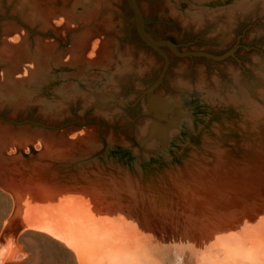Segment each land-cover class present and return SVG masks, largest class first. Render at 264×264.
Listing matches in <instances>:
<instances>
[{"label":"rangeland","instance_id":"rangeland-1","mask_svg":"<svg viewBox=\"0 0 264 264\" xmlns=\"http://www.w3.org/2000/svg\"><path fill=\"white\" fill-rule=\"evenodd\" d=\"M136 2L144 30L153 40L170 41L178 52H206L219 57L231 51L232 54L222 61L202 56L179 57L163 46L161 50L167 54L169 65L155 85L164 59L140 40L126 0H0V116L59 128L46 140L38 138L33 150L23 149L26 163L0 160L9 179L35 186L44 181L40 176L46 172L51 181L62 179V186L74 187L69 192L101 194L91 188L101 181L99 171L127 170L138 178L163 172L170 165L188 160L185 153L183 158L178 155L184 150L183 144L188 143L191 129L194 138L201 136V142L197 128L210 124L211 120L218 122L221 114H226L229 123L220 132V140L225 148L240 149L247 131L236 114L244 112L245 101L255 104L264 114V0ZM78 80L83 83L77 93L73 84ZM94 94L99 96L91 101L90 95ZM149 101L160 112L150 110ZM24 129L29 128L0 120V147L7 137L16 142ZM207 133L210 135H206V143L210 144H205L210 152L216 134L211 130ZM78 138L86 141L78 144L71 157L87 156L90 161L82 160L78 167L67 160L48 158L69 152L70 142ZM87 140L102 145V152L94 155ZM11 146L14 143L6 147V154H17ZM108 147L112 150L109 155ZM122 150L128 153L121 156L116 153ZM173 157L174 161L169 163ZM230 175L231 171L226 170L218 175L203 172L197 177L214 181ZM195 178L179 177L159 183L156 192L144 196L154 195L162 187L196 181ZM27 190L36 193L25 186ZM70 204L60 208L88 215L90 204L79 201ZM17 207L15 198L0 189V240L9 231L15 233L14 250L17 249L14 257L5 258L1 264H118L123 259V255L122 259L110 254L111 258L102 257L105 245L101 247L98 242L107 241L103 233L104 240L99 236L97 247L92 244L95 248L86 242L82 246L81 239L78 243L81 248L89 244L95 253H101L98 254L102 259L96 254L89 260L88 250L82 248L88 256L82 253L85 257L79 261L71 248L45 231L31 227L14 229V222L8 224L10 217H19ZM100 231L106 232L100 229L95 234ZM119 234L117 237L122 239ZM249 234L245 247L255 250L264 264V220L253 226ZM128 238L130 246L146 251L155 264H196L194 254H201L189 236L173 227L160 228L157 233L133 229Z\"/></svg>","mask_w":264,"mask_h":264},{"label":"bare ground","instance_id":"bare-ground-1","mask_svg":"<svg viewBox=\"0 0 264 264\" xmlns=\"http://www.w3.org/2000/svg\"><path fill=\"white\" fill-rule=\"evenodd\" d=\"M79 43L78 46H80ZM77 48L81 51L79 47ZM81 83L83 82L78 80L73 84L75 92L80 90L78 88ZM243 107L244 112L236 115L238 122L242 119L240 124L247 134L244 136L243 143L240 144V149L237 146L238 151L225 148L223 141L220 140V132L226 130L229 122L226 121V114H219L218 122L211 120L210 124L197 128L202 135L201 142V136L194 138L191 129L187 138L188 143L183 144L184 150L178 155L182 157L185 153V156L188 155V160L180 164L170 165L163 172H151L141 178L132 176L127 170L99 171L101 181L91 188L98 190L102 195L69 192L68 190H73L72 186L58 185V188H51L45 180L32 186L25 181L9 179L2 166L5 171L3 182L9 183L10 187L0 189L15 198L18 203L17 211L20 212L19 217H10L8 224L14 222V229L31 227L45 231L71 248L79 261H83L88 254H90V259H88L91 260L100 252L95 253L89 244H85L88 247H82L84 248L82 249L78 243L84 241L81 245L86 242L91 243L92 246L96 241H101L102 237L104 240L106 235L105 243L98 242L101 247L105 245L103 251L99 249L100 246L97 248L101 253L103 252V254L100 253L102 257L106 255L105 258H111L109 256L112 255L117 259V255L119 258L123 255V259H119L118 264H155L153 257L146 254V251H139L138 248L129 245L131 241L128 233L133 229L138 232L143 228L146 231L151 230L152 233H157L160 228L173 227L182 232V235L189 236L197 250L201 251V254H194L196 264H261L260 256L250 247L246 248L244 243L252 227L264 220V131L261 129L264 124V114L251 102L245 101ZM189 128L190 126H188V131ZM254 128H259L261 131L254 135L252 133ZM208 130L216 134V136L213 135L215 138H212L210 152L206 150V144H210L206 143V135H210L207 133ZM24 148H27L26 144ZM10 149L13 150L14 146ZM0 157L2 158L0 160L7 162L16 160L26 163L22 158L12 155L11 159H5L2 157L1 147ZM60 158L67 160L68 164L80 167L76 165L78 163L75 158L67 157L65 153H60L54 160ZM174 159L173 157L171 161L169 160V163H172ZM0 165H2L1 162ZM37 165L38 163L30 164L33 167ZM226 170L231 171L228 178L206 181L197 177L203 172L218 175ZM179 177H196L197 180L180 182L171 188L162 187V191L151 196H144L147 192H156L159 183L171 182ZM52 183L55 182L52 181ZM25 186L35 189L36 193L28 190L26 192ZM78 201L90 204L88 215L81 216L79 211L70 212L60 208L64 204ZM48 215L54 218L50 216V219ZM100 229L106 232L100 231L102 234H95ZM9 232L1 236L0 264L5 258L15 254L17 250H14L15 233ZM118 232L125 241L117 237ZM95 237L100 239L95 240ZM119 240L121 243H118ZM254 241L257 242V240ZM81 249L83 251L86 249L89 253H83ZM162 250L159 253H162ZM210 250L216 255H212ZM91 251L94 252L93 255ZM100 254H98L99 259H102ZM112 260L114 261L113 258Z\"/></svg>","mask_w":264,"mask_h":264},{"label":"water","instance_id":"water-1","mask_svg":"<svg viewBox=\"0 0 264 264\" xmlns=\"http://www.w3.org/2000/svg\"><path fill=\"white\" fill-rule=\"evenodd\" d=\"M127 1V4L128 6L130 7V9L132 10L133 14H134V19H135V28H136V32H137V35L139 36L140 40L147 46H149L150 48H152L153 50H155L156 52H158L164 59V65H163V68L161 70V73H160V76L159 78L157 79V82L155 85H157L161 80H162V77L164 76V73L166 72L167 68H168V65H169V58L167 56L166 53H164L162 50H161V47H167L169 49V51L175 55V56H179V57H186V56H202V57H205V58H208V59H211V60H214V61H222L226 56L227 54H232V51L229 52V53H225L223 56H214L212 54H209V53H206V52H192V51H189V52H178L176 50V46H174L170 41H167V40H153L147 33L146 31L144 30V26H143V17H142V13H141V10L136 2V0H126ZM42 85V84H40ZM154 85V86H155ZM152 89V88H151ZM150 92V90H148V93ZM99 95H90V98H91V101L92 100H95L97 99ZM92 105V104H91ZM148 108L150 110H153L155 112H160L158 111L157 107L152 104V102L149 101V104H148ZM0 120L5 123V124H13V125H27L29 129H24V130H20L21 133L17 135V139H16V142L15 141H12L13 138H10V137H7V138H3V142L1 144V148H2V157H4L5 159H11V155H7L5 150H6V147L8 148L12 143H14V148L18 151L17 154L15 155H12V156H16V157H20L23 159V156L24 154H22V151L24 149V146L25 144L27 145V148H29L30 150H33L32 149V145L36 142V140L38 138L42 139V140H46L48 139V137H52L50 136V134L52 133V131L54 130H59L58 127H54V126H51L49 124H42L40 122H37V121H30V120H26L24 122H16V121H13V120H7L5 118H3L2 116H0ZM232 128V127H230ZM262 131H264V124L262 125L261 127ZM233 131V130H232ZM261 130L259 128H254L253 129V134L255 135L256 132H260ZM228 133V132H227ZM81 141H86V139H82V138H78L74 141H71L70 142V149L69 152H62V153H65V155L67 157H71V155L73 154V151H76L77 147H78V144L81 142ZM87 142H89V140H87ZM90 143V150L92 151V153H95L94 155H96L97 153H100L102 152L101 150V146L100 144H95L93 142H89ZM110 147H108V151H107V154L109 155L110 153H112V150L110 151L109 150ZM35 155H37L36 153L37 152H34ZM118 155H126L128 152L125 151V150H122V151H119V152H116ZM57 155H60V153L56 154L55 156L53 157H48L50 159H54ZM158 156V155H157ZM94 157H92L91 160H94ZM89 157L87 156H83V158H75L76 159V165H80V163H82L83 161L82 160H86V161H90V160H87ZM159 160H161V157H158ZM58 160H64L65 159H58ZM56 160V161H58ZM164 160V159H163ZM156 161V160H155ZM52 170V168H50ZM109 170H112V169H109ZM3 176H5V171H4V168L0 165V188H9V183H4L3 180ZM42 179L45 180V183L51 187V188H58V185H61L63 180L62 179H54L55 183H52V179L49 177L48 174L45 173H41V176H40ZM62 178V176H61ZM19 181V180H18Z\"/></svg>","mask_w":264,"mask_h":264}]
</instances>
